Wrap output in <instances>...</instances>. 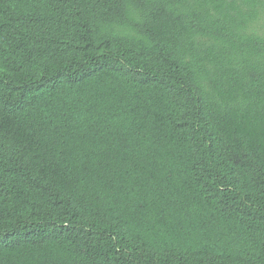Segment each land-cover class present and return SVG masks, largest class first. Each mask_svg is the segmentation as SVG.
Returning <instances> with one entry per match:
<instances>
[{
  "label": "trees",
  "instance_id": "obj_1",
  "mask_svg": "<svg viewBox=\"0 0 264 264\" xmlns=\"http://www.w3.org/2000/svg\"><path fill=\"white\" fill-rule=\"evenodd\" d=\"M0 264H264V0H0Z\"/></svg>",
  "mask_w": 264,
  "mask_h": 264
}]
</instances>
